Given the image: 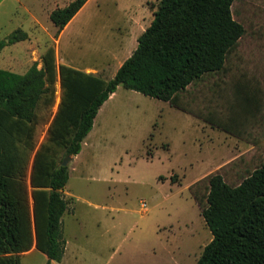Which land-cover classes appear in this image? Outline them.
<instances>
[{"label": "rangeland", "instance_id": "374dc122", "mask_svg": "<svg viewBox=\"0 0 264 264\" xmlns=\"http://www.w3.org/2000/svg\"><path fill=\"white\" fill-rule=\"evenodd\" d=\"M71 1L0 0V41L6 40L0 67L25 73L37 62L40 68L53 45L58 64L110 80L136 49L159 3L90 0L57 36L50 13ZM232 12L245 33L225 69L181 93L189 111L122 85L102 105L81 151L67 164L65 253L52 264L197 263L213 234L195 195L205 205L212 174L238 185L264 160V103L251 114L236 99L239 84L264 98V0H235ZM18 29L28 37L8 42ZM51 121L52 116L43 123L29 156L25 180L31 212L33 163ZM33 233L34 243L20 263L46 264L34 226Z\"/></svg>", "mask_w": 264, "mask_h": 264}, {"label": "trees", "instance_id": "16d2710c", "mask_svg": "<svg viewBox=\"0 0 264 264\" xmlns=\"http://www.w3.org/2000/svg\"><path fill=\"white\" fill-rule=\"evenodd\" d=\"M86 1L73 0L50 13L57 36ZM234 1L159 0L152 23L110 80L58 64L53 45L40 68L37 62L25 73L0 67V264H21L20 255L34 243L33 226L46 264L62 260V216L69 204L63 190L70 177L62 161L81 151L100 108L119 85L189 111L181 93L205 75L225 69L245 33L233 17ZM27 37L18 29L8 42ZM5 43L0 41V47ZM236 95L244 110L261 111L264 98L257 90L239 84ZM51 116L33 163L31 212L25 180L29 156ZM195 198L213 234L196 264H264V160L238 185L221 173L212 174L205 205Z\"/></svg>", "mask_w": 264, "mask_h": 264}, {"label": "crops", "instance_id": "0c3cea01", "mask_svg": "<svg viewBox=\"0 0 264 264\" xmlns=\"http://www.w3.org/2000/svg\"><path fill=\"white\" fill-rule=\"evenodd\" d=\"M89 2H90V0H87L86 3L83 5V7H82L81 9L85 8V6H87ZM81 9L79 10V12L81 11ZM75 16H76V15H75ZM131 20H132V23H133L134 25L138 24V23H137V22H138V19H134V18H133V19H131ZM131 20H130V22H131ZM69 23H70V22H69ZM69 23H68V24H69ZM68 24H67V25H68ZM67 25H66V27H67ZM134 25H133V26H134ZM66 27H65V28H66ZM65 28H64V29H65ZM64 29H63V30H64ZM122 64H123V63H120L119 67H120ZM89 70H96V69H92V68H87V69H86V71H89ZM113 94H114V93H113ZM113 94H112V95H113ZM112 95H111V96H112ZM75 156H76V155H75Z\"/></svg>", "mask_w": 264, "mask_h": 264}, {"label": "water", "instance_id": "95a60500", "mask_svg": "<svg viewBox=\"0 0 264 264\" xmlns=\"http://www.w3.org/2000/svg\"><path fill=\"white\" fill-rule=\"evenodd\" d=\"M75 157V155H68L61 163L62 166H67L68 162L72 160Z\"/></svg>", "mask_w": 264, "mask_h": 264}, {"label": "built area", "instance_id": "2783aa9c", "mask_svg": "<svg viewBox=\"0 0 264 264\" xmlns=\"http://www.w3.org/2000/svg\"><path fill=\"white\" fill-rule=\"evenodd\" d=\"M147 205H146V203H143V207L145 208Z\"/></svg>", "mask_w": 264, "mask_h": 264}]
</instances>
